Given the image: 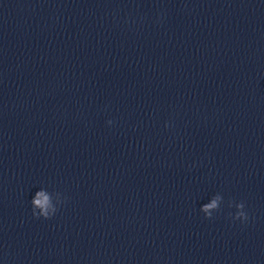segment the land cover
Here are the masks:
<instances>
[{
    "label": "clouds",
    "instance_id": "clouds-1",
    "mask_svg": "<svg viewBox=\"0 0 264 264\" xmlns=\"http://www.w3.org/2000/svg\"><path fill=\"white\" fill-rule=\"evenodd\" d=\"M112 123L113 121H108L109 125ZM165 127H169V125L166 124ZM64 202L65 198H62V194L60 192H49L46 188H40L30 201L32 215L37 219H51L58 212L59 206ZM222 203L223 196L222 194L217 193L209 200V202L203 204L200 207V211L204 214L206 219H212L214 217V213H217L221 210ZM228 206L232 207L233 203L229 202ZM235 208L237 211L232 216V219L239 220L241 223H246L249 219V216L245 211L244 202L236 203Z\"/></svg>",
    "mask_w": 264,
    "mask_h": 264
}]
</instances>
